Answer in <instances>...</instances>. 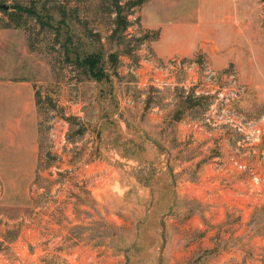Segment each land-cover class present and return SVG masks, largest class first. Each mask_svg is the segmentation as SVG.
Wrapping results in <instances>:
<instances>
[{
  "label": "rangeland",
  "instance_id": "374dc122",
  "mask_svg": "<svg viewBox=\"0 0 264 264\" xmlns=\"http://www.w3.org/2000/svg\"><path fill=\"white\" fill-rule=\"evenodd\" d=\"M121 1L124 45L110 0H0L39 133L0 162V264H264V0Z\"/></svg>",
  "mask_w": 264,
  "mask_h": 264
},
{
  "label": "crops",
  "instance_id": "0c3cea01",
  "mask_svg": "<svg viewBox=\"0 0 264 264\" xmlns=\"http://www.w3.org/2000/svg\"><path fill=\"white\" fill-rule=\"evenodd\" d=\"M36 119L35 89L31 82L0 77V162L13 156L24 161L33 158L38 149Z\"/></svg>",
  "mask_w": 264,
  "mask_h": 264
},
{
  "label": "trees",
  "instance_id": "16d2710c",
  "mask_svg": "<svg viewBox=\"0 0 264 264\" xmlns=\"http://www.w3.org/2000/svg\"><path fill=\"white\" fill-rule=\"evenodd\" d=\"M137 2L134 1H127L123 3L121 0H110V10L111 14L114 15L113 21H112V29H111V34L108 37V41L111 43H115L116 45H124V34L127 32L128 28L131 25V22L129 21V15L131 14L129 11L130 8L134 7L137 5ZM16 9L20 12H26L29 15H32L39 20L43 21V18L40 16V13H43L45 15H42L45 17V21L42 23L43 25H48L51 26V21H52V16L48 12L47 8L45 6H42V8L37 11V8L35 6H32L30 8L23 7V6H16ZM0 11L3 13L7 14L8 9L5 10L0 6ZM10 18L11 15H10ZM64 20L61 22L63 23ZM99 38V36H98ZM68 42H71V38H67ZM98 43H100V39L98 40ZM110 58L112 60H116V55L115 54H110ZM102 54L100 52H92L90 54L85 55L83 58H80L79 56L75 57V59H69L72 60L73 63L78 66L80 69H82L83 73L91 79L94 80H101V78L105 75L102 72V69L100 68V63L102 62ZM200 99L197 98V101ZM37 103V101H36ZM175 119H178L179 116L175 115Z\"/></svg>",
  "mask_w": 264,
  "mask_h": 264
},
{
  "label": "water",
  "instance_id": "95a60500",
  "mask_svg": "<svg viewBox=\"0 0 264 264\" xmlns=\"http://www.w3.org/2000/svg\"><path fill=\"white\" fill-rule=\"evenodd\" d=\"M1 7H2L3 9H5V10H7V9L9 8L8 5H2Z\"/></svg>",
  "mask_w": 264,
  "mask_h": 264
},
{
  "label": "built area",
  "instance_id": "2783aa9c",
  "mask_svg": "<svg viewBox=\"0 0 264 264\" xmlns=\"http://www.w3.org/2000/svg\"><path fill=\"white\" fill-rule=\"evenodd\" d=\"M52 135H53V133H52Z\"/></svg>",
  "mask_w": 264,
  "mask_h": 264
}]
</instances>
